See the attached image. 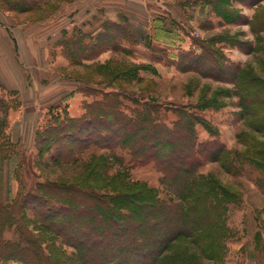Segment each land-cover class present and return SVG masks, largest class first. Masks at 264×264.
<instances>
[{"label":"trees","instance_id":"trees-1","mask_svg":"<svg viewBox=\"0 0 264 264\" xmlns=\"http://www.w3.org/2000/svg\"><path fill=\"white\" fill-rule=\"evenodd\" d=\"M12 6L19 8L21 4ZM123 37H130L129 29L107 20L92 46L77 35L66 39L63 52L77 64L108 47L117 49L116 40ZM83 48L89 50L88 56L81 54ZM205 52L211 62L209 69L215 66L224 73L220 54ZM194 55L196 61L203 53ZM185 59L179 62L182 68L186 66L182 63ZM139 68L142 67H127L115 77L120 75L122 82L139 78ZM240 73L236 68L229 76L246 96L240 100L242 106L251 114V105L255 110H264V79ZM106 74L108 71H104ZM99 95L101 98L84 101L85 111L80 116L70 117L64 111L66 118L61 121L59 114L53 115L51 123L37 133L36 147L41 153L49 151L53 144L59 145L51 155L55 164L76 161L75 154L89 146L113 152L109 158L97 156L69 179L37 182L20 198L17 195L8 202L0 200V264H223L225 240L230 236L225 222L227 204L236 197L215 178L197 170L206 160L220 162L230 170L226 164L229 150L199 115L186 108L176 110L178 118L168 125L160 119L155 102L125 108L117 90ZM8 107L7 99L0 94V127L1 115ZM196 124L205 126L215 140H197ZM11 146L0 141V155L7 158ZM118 148L129 152L133 165L153 163L163 173L176 200L160 199L154 188L128 180L121 170L108 177L109 159H121L114 153ZM97 170L100 172L95 174ZM26 210L35 214L41 228L73 246V254L66 255L54 245L46 253L42 240L24 226ZM14 225L18 241L4 235Z\"/></svg>","mask_w":264,"mask_h":264},{"label":"rangeland","instance_id":"rangeland-1","mask_svg":"<svg viewBox=\"0 0 264 264\" xmlns=\"http://www.w3.org/2000/svg\"><path fill=\"white\" fill-rule=\"evenodd\" d=\"M58 1H47L44 9L32 13V18L46 15L53 7L59 5ZM111 1L117 8L126 0ZM17 2L24 7L22 0ZM145 2L147 6L155 4L156 8L159 6L162 10L159 22H155L154 32L151 16L158 14L155 7L150 10L151 16H146L144 20L146 26L144 24L145 27L139 33L135 35L129 30L130 37L116 40L117 49L108 47L99 54L82 58L77 64L65 55L69 67L64 70L60 69V66L65 61L58 55L48 57L46 65L51 67L52 71L44 67L39 69L38 77L44 80L41 84L52 83V90H58L57 93L61 90L60 97L66 96L73 89H84L86 98L83 99L82 106L84 101L91 102L101 98L100 92L109 90H117L122 94L120 99L125 108H140L145 101L155 102L159 105L160 119L168 125L178 118L176 110L180 108H186L199 115L204 125L217 136L218 142L223 143L230 152L226 160L230 170L223 167L220 162L210 160L204 161L197 170L198 173L215 178L236 197L235 201L227 204L225 222L230 236L225 240L226 253L223 264L227 255V245L236 240L256 245L261 253L259 257L264 260V110H255L254 105H251L249 107L254 110L251 114L247 107H243L240 100L246 96L240 90L239 83L229 76L237 68L243 77L255 75L264 79V0H146ZM125 26L127 27L126 24ZM135 37L139 38L138 42L134 40ZM118 43L121 45L118 46ZM207 50L220 54L219 64L224 68L225 74L218 71L215 66L209 69L208 65L211 62L207 58L208 54L205 52ZM201 52L203 55L194 61V54ZM83 53L84 56L90 54L85 48L81 54ZM190 56L193 58L187 61ZM182 58H186L182 61L183 65H186L184 68L179 65ZM115 64L121 65L115 66ZM136 65L142 67L137 70L139 78L122 82L120 75L115 77L119 70ZM98 67L101 68L100 72ZM104 71H108L106 76ZM28 77L31 78L30 82L33 81L34 76L27 74ZM89 92L93 94L89 95ZM123 94L127 97L124 98ZM82 98H84L83 94L79 99ZM13 100L15 99L12 98L11 101ZM51 100L53 102L51 106L59 101L57 96ZM259 100H263L262 97H259ZM206 105L209 106L204 107ZM59 106V109L53 107L50 111L58 112L62 121L66 118L65 105L61 103ZM126 112L130 110L126 109ZM4 125L3 122L0 127V141L10 145L8 134L3 133ZM42 128H35V134H25L21 148L11 146L8 153L12 161L13 157L16 160L15 164L11 163L13 169H9V182H12L13 190L16 187L19 189L20 186L25 187V190L20 189L17 192L19 198L35 188L37 182L58 177L69 179L76 176L81 167L97 156L104 155L109 158L113 152L109 149L89 146L75 154L76 161L55 164L51 155L59 145L53 144L49 151L41 153L36 147V136ZM196 137L199 141L215 140V136L202 124H196ZM114 153L121 159L118 161L109 159L106 174L108 177L114 176L121 170L128 180L144 182L154 188L160 199L176 200L177 197L169 184L164 181L163 173L153 163L133 165L127 150L118 148ZM4 158L0 155V200H5L9 196L8 168L7 163L2 162ZM99 172L97 170L95 174ZM8 201L9 199L4 202ZM34 215L31 210L25 211L24 226L42 240L45 252L47 253L48 248L54 245L62 249L66 255H72L75 251L74 247L65 243L61 237L41 228L36 223ZM15 227L14 225L6 229L4 235L8 239L18 241L19 236Z\"/></svg>","mask_w":264,"mask_h":264},{"label":"crops","instance_id":"crops-1","mask_svg":"<svg viewBox=\"0 0 264 264\" xmlns=\"http://www.w3.org/2000/svg\"><path fill=\"white\" fill-rule=\"evenodd\" d=\"M17 1L0 0V93L9 103L8 109L2 115L5 123L3 133L8 134V141L15 148L22 145L25 134H35L37 128H42L52 119L53 113L58 114L51 112V108L59 109V104L63 103L64 111L70 117L80 116L84 112V89H73L66 96L60 97L61 90L59 93L58 90H52V83L41 84L44 80L38 77L39 69L43 67L52 71L46 62L48 64L47 58L53 57L54 54L65 61L60 69L69 67L63 52V43L67 38L81 35L85 43L93 44L107 20L126 24L136 35L146 26L144 20L146 16H151L150 10L155 7L158 14L151 16L153 31L162 12L155 4L147 6L146 0H126L117 8L111 0H59V5L53 7L51 12L34 19L32 13L44 9L49 0H22L24 7L21 5L20 8H14L12 4ZM169 9L171 10V7ZM138 39L134 38L137 42ZM122 41L124 46V39ZM27 74L34 76L33 81H29L31 78H27ZM82 94L84 98L79 99ZM55 96L59 101L51 106V99ZM12 98L15 99L13 102ZM3 161L7 163L8 168L9 196L5 200L1 199L2 202L18 195L20 189L25 190L24 186L13 190V184L9 182V169H13L11 163L15 164V158L12 161L11 157H7L2 159ZM259 255L261 256V253L256 245L236 240L227 245L225 264H264Z\"/></svg>","mask_w":264,"mask_h":264}]
</instances>
